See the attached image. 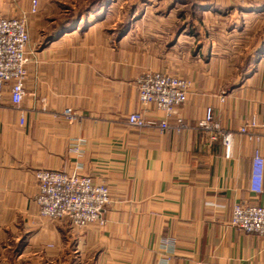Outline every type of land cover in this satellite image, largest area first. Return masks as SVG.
Returning a JSON list of instances; mask_svg holds the SVG:
<instances>
[{"label": "crops", "instance_id": "crops-1", "mask_svg": "<svg viewBox=\"0 0 264 264\" xmlns=\"http://www.w3.org/2000/svg\"><path fill=\"white\" fill-rule=\"evenodd\" d=\"M76 12L75 21L28 24L26 95L14 106L8 85L0 101V206L22 213L19 259L264 264V236L229 224L236 204L264 205V167L262 191L253 183L256 152L264 159V2L95 0ZM235 58L245 63L236 69ZM147 70L191 81L164 131L126 122L135 111L164 118L139 99L136 79ZM209 107L233 133L229 156L222 135L199 127ZM252 119L250 139L240 128ZM41 169L106 184L105 224L40 218Z\"/></svg>", "mask_w": 264, "mask_h": 264}, {"label": "built area", "instance_id": "built-area-1", "mask_svg": "<svg viewBox=\"0 0 264 264\" xmlns=\"http://www.w3.org/2000/svg\"><path fill=\"white\" fill-rule=\"evenodd\" d=\"M38 2L33 0L29 12L37 13ZM30 36L27 29V19L23 17H8L0 14V101L4 98L6 86L10 88V99L14 106L19 107L25 92V80L28 75L27 64ZM136 86L141 103L152 105L164 113V118L158 122L146 117L144 112L135 111L126 117L128 125L144 128L157 125L161 131L170 127L168 119L177 113V108L188 98L191 81L182 76L166 72L147 70L136 79ZM69 121H75L76 113L68 108L64 111ZM24 119L21 118L23 123ZM185 124L177 117V130ZM199 127L213 131L216 138L222 135L226 154H231L233 133L226 131L214 121L212 108H207L206 114L199 122ZM258 127L255 119L240 128L248 138L258 137L254 131ZM253 183L256 191H262V175L264 159L257 151L254 157ZM38 193L36 203L38 216L49 221L69 218L73 227L82 229L90 224L103 226L104 208L111 202L109 187L97 183L92 176L78 172L41 169L36 172ZM229 224L246 233L264 236V205L239 203L234 206ZM169 243V240H166Z\"/></svg>", "mask_w": 264, "mask_h": 264}, {"label": "rangeland", "instance_id": "rangeland-1", "mask_svg": "<svg viewBox=\"0 0 264 264\" xmlns=\"http://www.w3.org/2000/svg\"><path fill=\"white\" fill-rule=\"evenodd\" d=\"M33 0H0V14L11 17L25 16L28 24L39 25L45 20L56 22H68L72 17L76 20L78 9L91 5L95 0H37L38 11L35 14L29 12ZM264 2V0H262ZM129 3V2H128ZM230 64L238 68L245 62L235 58L229 60ZM217 67L222 65L216 63ZM17 208H19L17 206ZM21 208V207H20ZM22 213L15 206H0V264H22L31 261L24 257L19 259L17 239L25 231Z\"/></svg>", "mask_w": 264, "mask_h": 264}]
</instances>
